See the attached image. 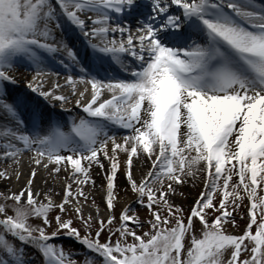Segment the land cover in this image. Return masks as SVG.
<instances>
[{
  "label": "snow or ice",
  "instance_id": "obj_1",
  "mask_svg": "<svg viewBox=\"0 0 264 264\" xmlns=\"http://www.w3.org/2000/svg\"><path fill=\"white\" fill-rule=\"evenodd\" d=\"M0 160V182L24 179L0 191V264H78L60 236L84 264H264V0H0ZM94 169L106 217L81 203ZM41 170L67 173L60 201ZM121 192L147 220L117 215Z\"/></svg>",
  "mask_w": 264,
  "mask_h": 264
},
{
  "label": "bare ground",
  "instance_id": "obj_2",
  "mask_svg": "<svg viewBox=\"0 0 264 264\" xmlns=\"http://www.w3.org/2000/svg\"><path fill=\"white\" fill-rule=\"evenodd\" d=\"M77 44H79V42H77ZM26 71L28 72L27 74V77H29V79L34 75V73H32L30 70H26V69H21L17 74L18 75H21V72L22 71ZM52 71L55 73L56 71H59L60 75L59 77H57L56 75H52L51 77H46L45 79L47 80V84L45 85L46 87L51 85V84H54L57 82V79L59 80V83L61 85H64L65 84V71L61 68V66H59L57 64L56 68L52 69ZM32 73V75H31ZM110 75H114V76H117L119 78H125L127 73L119 66V65H116L114 64L113 65V68L110 72ZM20 87H23L22 85H20ZM82 87L81 85H78V88ZM70 92V89L65 86L63 88V93L64 94H69ZM109 94H105V96H108ZM67 109H70L71 110V115H75V114H83L81 112V110L75 106L74 103H69L65 106ZM57 112H60L62 111L60 109V106L59 104L57 103L56 105V109H55ZM64 117L66 119H70V115L68 112H65L64 113ZM116 134L118 137L120 136H123L125 134H127L125 132V130L123 129H116ZM28 161H29V156L26 155L23 157V172H24V176L25 178L27 177L28 175V172H29V164H28ZM9 164H11V162L9 161L8 162ZM8 165H6L2 160H0V170H3L5 167H7ZM146 170V166H145V169ZM139 173H140V169H139V166H138V170H137V175L139 176ZM67 176V173L65 172H61L60 173V176H59V179L57 180H53L51 177H48L47 173L44 172L43 170H41L39 172V175L37 176L36 178V181H35V190L36 191H41V190H44V191H49V190H54L55 193L57 194L54 198H57L59 197L60 200L63 196V192H64V185L68 182L65 177ZM94 179L96 180L97 183H99L100 185L102 184V180H101V176L99 174V170H95L94 172ZM45 180L48 181L47 184H45ZM122 185H123V182L121 181ZM24 186V179H21V181L19 182H15L13 181L10 185L8 184H5L3 182H0V188L2 189H6L8 187L11 188L12 191H15V192H18L22 187ZM75 185L73 186V188L75 189ZM202 188L201 185H197L196 187H193L191 183H188L187 186H185L183 188V190H187L188 193H185V197H190L192 199H195V197L198 195V190L200 191ZM84 191L85 193L88 195V202L87 203H84V212H86L87 214L89 213H92V214H95L96 213V209H93L92 207H90L88 205V203H92V199L95 198V203L99 200H101L102 202V196L104 195L102 189H101V192L97 193V192H92L88 186H85L84 188ZM186 194L189 196H186ZM83 200V198H81ZM175 199H178V201H180V203H183L184 201L181 200V197H176ZM131 200H130V196H128V198L126 200L123 201V204L122 205H125L126 203H129ZM132 205H135V204H132ZM102 206H104L103 202H102ZM101 215L104 214L103 211H99Z\"/></svg>",
  "mask_w": 264,
  "mask_h": 264
},
{
  "label": "rangeland",
  "instance_id": "obj_3",
  "mask_svg": "<svg viewBox=\"0 0 264 264\" xmlns=\"http://www.w3.org/2000/svg\"><path fill=\"white\" fill-rule=\"evenodd\" d=\"M27 74H28V72H26L24 70L21 72V75H23V76H27ZM21 85L24 87V84H21ZM76 115H78V113ZM94 172H95V169H94ZM94 172H93V178H94ZM88 188L92 192L93 191L97 192V193L101 192V185L99 183H97V182H96V186L95 187H92L91 185H88ZM0 191H4V189L0 188ZM200 191L198 190V193ZM184 192L188 193L187 190H185ZM128 196H130V200H131L129 203L135 204V203H133L134 196L132 194H128L127 196H125L123 194V192H121V195L118 198L119 199V204H118V206L116 208L117 215H119L120 209L124 206V205H122L123 201L126 200L128 198ZM186 196H189V194L188 195L186 194ZM55 200L60 201V198L57 197V198H55ZM181 200H183L184 202L180 203V201H178V199H175L177 204H181L187 210L189 205L192 203V201L194 199L184 196V197H181ZM81 203L84 204L85 202L81 199ZM88 205L90 207H92L93 209H97V206H99V211H103L104 212L103 216L106 217L108 215V212H107L105 206H102L101 200L97 201L94 204L89 202ZM132 206H133V210L138 212V214H139L141 219H143V220H147L148 219V213H147V211L144 208H142V207H140L139 205H136V204L132 205ZM245 211H246V209L244 207H241L239 209L238 213H237V223H239L240 229L239 230H235V229L229 228V232H237V234H239L240 232H242L244 230L247 220H246V218L245 219H240V217L244 216ZM53 214H56V213H53ZM85 214L87 215L86 212H85ZM30 223L35 225V224L39 223V220H37L36 218H32L30 220ZM75 226L78 227V228L80 227V224H79L78 221L75 222ZM144 231H147V228H145ZM196 234H197V236L200 235L199 228H197ZM104 236L106 237L107 233H105ZM54 242L58 246H63L66 253L71 252L73 258L78 262V264H84L85 256H87L88 253H87V250L83 246H81L77 241H75L74 239H70L67 236H60ZM129 242H131V241H129ZM27 250L29 251L32 260L35 261V264H40L41 258L39 256H37V253L35 252V250H33L31 248H28Z\"/></svg>",
  "mask_w": 264,
  "mask_h": 264
}]
</instances>
